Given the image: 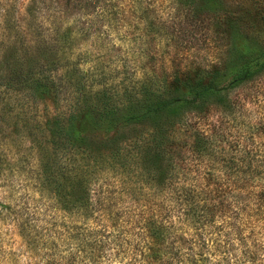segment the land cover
<instances>
[{"label":"trees","instance_id":"16d2710c","mask_svg":"<svg viewBox=\"0 0 264 264\" xmlns=\"http://www.w3.org/2000/svg\"><path fill=\"white\" fill-rule=\"evenodd\" d=\"M137 10L144 43L171 40L159 67L146 47L139 76L121 71L95 90L71 88L57 81L56 59L30 84L70 106L45 122L50 155L48 140L40 143L42 187L52 188L67 223L56 234L59 264H264V120L230 124L242 114L237 92L264 77V45L242 34L264 23V0L236 9L223 0H151ZM198 28L219 51L215 60L181 54ZM116 125L137 131L98 141L95 130ZM104 170L131 176L103 181Z\"/></svg>","mask_w":264,"mask_h":264},{"label":"rangeland","instance_id":"374dc122","mask_svg":"<svg viewBox=\"0 0 264 264\" xmlns=\"http://www.w3.org/2000/svg\"><path fill=\"white\" fill-rule=\"evenodd\" d=\"M150 3L151 0H0V264H59L64 250L56 234L67 226L62 216L65 213L59 209L52 188L48 184L42 187L45 181L41 175L44 167L40 143L48 140L44 154L50 155L53 136L44 135L45 122L58 111L67 112L70 106L65 100L55 106L50 95H40L30 84L40 80L42 64L56 59L57 81L71 88L86 85L85 90L90 86L95 90L101 82L115 83L120 77L113 76L121 71L139 76V67L147 61L139 54L146 47V52L157 57L153 63L159 67L162 63L158 55L172 50L167 45L171 40L144 43L140 38L141 24L135 17L138 5ZM241 3L243 0H223V5L231 9ZM160 9L166 11L164 5ZM242 34L264 45L263 22ZM196 37L182 45L190 47L181 54L190 56L187 61H198L197 57L215 60L219 51L207 39L206 29L198 28ZM237 94L242 99V114L230 124L264 120V77ZM218 116L217 110L208 119ZM49 125L54 128L51 122ZM136 131L135 126L116 125L108 131L94 132L98 141L106 142L114 135L128 140ZM230 132L237 134L233 129ZM55 159L64 161L59 149ZM130 176L104 170L100 178L117 183L118 178L129 180ZM56 178L63 184L70 182H62L64 178L58 175ZM119 261L102 260L101 264L124 263Z\"/></svg>","mask_w":264,"mask_h":264}]
</instances>
